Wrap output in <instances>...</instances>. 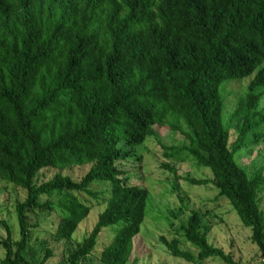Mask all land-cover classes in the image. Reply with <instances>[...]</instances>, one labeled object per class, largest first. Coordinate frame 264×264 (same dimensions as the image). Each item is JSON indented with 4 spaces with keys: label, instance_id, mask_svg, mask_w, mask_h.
<instances>
[{
    "label": "trees",
    "instance_id": "1",
    "mask_svg": "<svg viewBox=\"0 0 264 264\" xmlns=\"http://www.w3.org/2000/svg\"><path fill=\"white\" fill-rule=\"evenodd\" d=\"M252 77L229 123L226 84ZM263 101L264 0H0V180L27 193L16 206L18 238L0 221V264H48L55 252L47 238L33 243L36 230L56 216L51 241L70 245L89 199L106 208L60 264H86L111 228L100 263L130 264L150 198L132 173L157 128L184 139L165 148L168 160L212 172V181H185L213 184L264 258V175L236 159L264 145ZM175 163L163 167L175 174ZM88 166L81 181L63 175ZM98 185L105 194L93 192ZM183 229L199 254L163 238L175 259L237 264L210 244L201 214Z\"/></svg>",
    "mask_w": 264,
    "mask_h": 264
},
{
    "label": "rangeland",
    "instance_id": "2",
    "mask_svg": "<svg viewBox=\"0 0 264 264\" xmlns=\"http://www.w3.org/2000/svg\"><path fill=\"white\" fill-rule=\"evenodd\" d=\"M254 77L244 82H229L226 88V117L230 120L237 109L239 99L244 95L253 82ZM264 109V101L262 103ZM157 135L149 138L145 145L138 150L142 161L133 168L132 183L148 190L150 194L148 204V217L141 227L140 235L134 240V254L130 264H192L175 259L162 243L165 238L169 242L179 240L184 251L198 256V250L185 239L183 227L187 225L189 218L194 212L204 217V225L210 230L209 242L215 248L231 256L237 264H264V258L259 248L252 241V230L242 225L240 218L234 211L228 200L220 197L217 188L209 186L197 187L185 181L190 177L199 181H212V172L208 169L195 165L190 160L175 163L166 158L165 148L180 147L184 139L173 133L169 128H157ZM234 130L232 131L233 144ZM237 162L245 167L251 176L262 173L264 175V145L245 149L237 154ZM176 164V173H170L164 169V165ZM90 171V167L73 168L63 173L75 181H81ZM58 174L57 171H44V181L52 180ZM105 186L98 185L93 188L97 194H105ZM106 197L101 199L104 200ZM27 193L0 180V221H5L13 229L15 238L19 236V228L16 217L18 202H24ZM88 200L87 196H83ZM45 201V200H44ZM262 209L264 210V193L261 195ZM93 207L89 218L84 221L74 236L70 245L58 246L51 241V234L56 230L58 217L53 216L36 230L33 243L36 240L50 241V248L55 252V258L48 264H60L63 253L68 254L82 243L86 236L98 223L100 214L106 205L89 199ZM117 229L105 230L93 256L86 264H101L99 257L103 250L113 241ZM0 238L7 239L6 229L0 226ZM5 258V252L0 249V262ZM45 252L41 251L39 260L42 262ZM196 264H227L220 259H212Z\"/></svg>",
    "mask_w": 264,
    "mask_h": 264
}]
</instances>
